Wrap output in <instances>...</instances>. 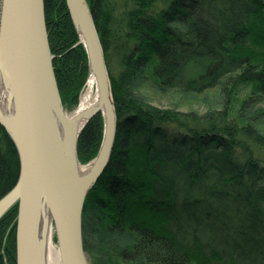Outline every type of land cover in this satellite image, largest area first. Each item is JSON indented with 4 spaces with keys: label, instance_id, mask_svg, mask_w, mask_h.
<instances>
[{
    "label": "trees",
    "instance_id": "trees-1",
    "mask_svg": "<svg viewBox=\"0 0 264 264\" xmlns=\"http://www.w3.org/2000/svg\"><path fill=\"white\" fill-rule=\"evenodd\" d=\"M104 51L116 115L109 162L82 213L95 264H264V0H86ZM63 106L87 77L65 0H44ZM216 96L202 113L161 110L139 93ZM240 89H249L237 99ZM100 114L77 142L85 163ZM19 157L0 124V198ZM17 203L0 219V264H15Z\"/></svg>",
    "mask_w": 264,
    "mask_h": 264
},
{
    "label": "water",
    "instance_id": "water-1",
    "mask_svg": "<svg viewBox=\"0 0 264 264\" xmlns=\"http://www.w3.org/2000/svg\"><path fill=\"white\" fill-rule=\"evenodd\" d=\"M96 78L103 116V139L86 179L77 129L61 102L53 69L44 0H0V88L10 87L15 119L10 131L19 157L14 187L0 198V219L17 203L15 264H42L39 227L43 207L52 220L61 264H90L82 236L85 198L106 168L116 132V115L104 51L86 0H65ZM62 129V137L60 136ZM62 138V140L60 139Z\"/></svg>",
    "mask_w": 264,
    "mask_h": 264
},
{
    "label": "bare ground",
    "instance_id": "bare-ground-1",
    "mask_svg": "<svg viewBox=\"0 0 264 264\" xmlns=\"http://www.w3.org/2000/svg\"><path fill=\"white\" fill-rule=\"evenodd\" d=\"M77 109L67 116L75 120L77 129L86 123L88 116L92 115L97 110L103 118L106 116V108L100 106L99 90L94 73L92 72L87 80L86 87L82 91ZM0 116L2 122L7 128L12 131V126L15 119L14 103L11 98L10 87L5 85L0 88ZM60 136L62 137V129L60 128ZM62 140V138H60ZM92 164L79 166V174L83 179H86ZM52 220L46 206L43 207L39 227V245L42 256V264H61L58 247L56 248L52 240Z\"/></svg>",
    "mask_w": 264,
    "mask_h": 264
},
{
    "label": "rangeland",
    "instance_id": "rangeland-1",
    "mask_svg": "<svg viewBox=\"0 0 264 264\" xmlns=\"http://www.w3.org/2000/svg\"><path fill=\"white\" fill-rule=\"evenodd\" d=\"M109 2L112 3V7H111L112 16H113V18H115L118 21L120 19V15H122V13L128 8L129 0H109ZM78 37H79V35H78ZM79 41H80V37H79ZM79 41H78V43L82 44ZM87 61H88V59H87ZM87 64H88V62H87ZM90 74L91 73H90L89 64H88L87 77H86V79H85V81H84V83H83V85L81 87V91H80L79 97H80L82 91L84 90V88L86 87L87 80H88V77H89ZM248 93H249V89H240V90H238L237 99L238 98L242 99ZM139 94L143 96L145 101H147L149 104L155 106L158 109H161V110H173V111H178V112H194V113H198V114L204 113L208 109L209 104L213 105L215 103V101L217 100V97L216 96H212L211 94L206 96V97L192 98V97H190L188 95L154 94L151 91H148L146 89H141V92ZM78 104H79V101L77 100L76 104H72V105L68 104L66 107L63 106L64 107V111L66 112V114L70 115L71 113H73L77 109ZM103 128H104V122H103ZM98 152H99V150H98ZM93 159L90 160L89 162H85V163L81 162L80 160H79V162H80L81 165L86 166V165H89L93 161ZM52 229H53V227H52ZM52 240L54 242L55 247L57 248V242H56L54 229L52 231ZM85 252H86V255H87L88 259H89L90 264H95V262L97 260L94 261V263H93L89 252H87V251H85Z\"/></svg>",
    "mask_w": 264,
    "mask_h": 264
}]
</instances>
